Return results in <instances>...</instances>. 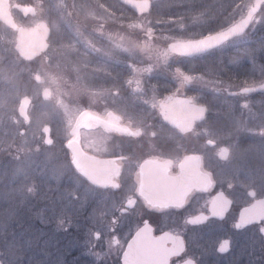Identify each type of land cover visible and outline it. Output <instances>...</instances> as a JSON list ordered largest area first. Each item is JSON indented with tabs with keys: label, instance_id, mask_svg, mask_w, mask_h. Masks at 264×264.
I'll return each mask as SVG.
<instances>
[{
	"label": "flooded vegetation",
	"instance_id": "1",
	"mask_svg": "<svg viewBox=\"0 0 264 264\" xmlns=\"http://www.w3.org/2000/svg\"><path fill=\"white\" fill-rule=\"evenodd\" d=\"M63 1L0 0L19 27L45 22L50 28L48 49L56 43L65 55L59 58L61 78L73 83L72 89L81 95H86L84 86L99 97L93 106L76 108L72 117L60 110L56 135L51 125L43 126L41 143L55 150V157L41 154L40 165L27 163L15 181L0 178V223L16 225L13 238L23 233L26 237L24 250L17 252L23 257L18 264H123L125 255L131 264H264L261 225L234 227L252 213L256 219L264 217V64L240 55L239 48L250 43L225 48L234 39L252 36V25L202 55L185 57L169 50L170 43L218 32L238 11V0H188L192 5L185 8L173 6L174 0H147L149 9L144 13L116 7L118 0H96L97 6L95 0H90L93 4L76 0L80 8L65 7ZM65 1L69 5L72 0ZM199 5L211 11L205 23H197L191 12ZM16 6L33 7L34 15H23ZM102 10L115 15L113 25L94 20L92 16ZM65 16L72 22L67 23ZM145 18L150 33L139 32ZM178 19L187 26L177 25ZM107 31L119 33V38L146 39L164 55L129 56L123 48L110 46ZM16 39L17 31L0 21V98L15 88ZM184 76L202 77L215 86L195 87ZM23 84L28 87L26 78ZM245 87L257 90L240 94ZM176 97L205 109L204 118L186 131L163 119L164 105ZM27 116L28 122L19 115L24 125L19 138L27 134L31 122ZM16 120L14 105L0 104L1 162L11 160L6 154L10 148L5 152L4 145L16 141L15 128L9 124ZM73 143L82 158L72 152ZM87 158L104 163L91 170ZM93 173L97 176L91 182L86 174ZM4 184L11 186L10 193ZM22 186L23 196L18 192ZM180 198L186 203L182 209L146 206ZM125 202H135L136 207L127 209L119 225L120 247L109 246L111 217ZM206 207L205 214L224 218L186 223ZM9 215L11 222L6 221ZM145 221L152 232H138ZM97 231L104 236L99 242L94 239ZM164 232L178 233L180 238L161 239ZM134 240L137 249L128 252ZM224 240L230 241V249L220 252ZM4 245L0 264H5Z\"/></svg>",
	"mask_w": 264,
	"mask_h": 264
},
{
	"label": "rangeland",
	"instance_id": "2",
	"mask_svg": "<svg viewBox=\"0 0 264 264\" xmlns=\"http://www.w3.org/2000/svg\"><path fill=\"white\" fill-rule=\"evenodd\" d=\"M188 0H174V6L176 7H189L191 6ZM64 6L65 7H76L80 8V4L76 0H72L70 4L68 5L66 1L64 0ZM89 2L93 4V1ZM98 1L95 0V3L97 6ZM252 0H247L243 6L238 9L235 15L230 16L227 22V26L233 24L238 21V19H241L246 12L248 11V8L251 6ZM82 7V6H81ZM91 7V6H90ZM97 8V7H96ZM193 9L196 8V10L191 11L194 15L193 17L196 18V22H203L205 23L206 20H208L211 16L209 15L211 11L204 10L205 6L199 5L198 7H191ZM204 8V9H201ZM261 14V15H260ZM209 15V17H207ZM260 16L254 21L252 26V34L257 29V21H263L264 20V5L262 8V11L259 13ZM94 20H96L97 23H109L113 25V22L115 20L113 19L115 15L109 14L108 11L102 10L101 12H96L95 16H92ZM152 15L148 18L151 19ZM66 22H72L70 20L69 16H65ZM191 19H193L191 17ZM145 18L144 21H141L140 24H143L141 26V30L139 32H145L150 33V29L147 26L149 21ZM166 23V22H165ZM170 22H168L169 24ZM177 25H185L187 26L188 23H185L183 19L176 20ZM138 24V25H140ZM219 30V29H218ZM222 30V29H220ZM217 31V30H216ZM119 33L117 32H109L107 31V42L110 44L111 47H115L117 49H124L125 52L129 56H155V55H164L163 53L158 49V47H155V45L151 42L146 41V39H141L139 41L130 38H119ZM119 38V39H118ZM251 36H245L238 39H234L228 44L225 45V48L235 47L239 45H244L246 43H250L249 40ZM252 39V38H251ZM119 40V42H118ZM250 49V47H247ZM49 51L43 55L42 58L34 60L33 62H22L17 56L13 59L12 66L15 69V88L13 93H7L0 98V104H12L14 105V113H16V122H10L15 130L16 135V141L15 144L11 143L9 140L4 145V151L8 148L10 150L8 151V156L11 160L1 162L0 161V178L1 181L7 182L8 180L15 181L19 177H22L23 173L26 170L27 163L31 162L36 164V167H38L42 160L41 154H48L49 156L52 155L55 157V153H53L55 150L46 149L43 145V134L41 133V129L44 125H51L52 126V135H56V128L59 124V118L58 115L62 110L65 117L69 118L72 117L74 114V111L76 108L78 110H81L85 107L93 106L95 103L98 102V96H95L91 93H88V87L82 86L83 91L86 90V95H81L80 92H76L72 89L74 87L72 84L69 83L67 80H64L61 78L62 74L59 73L61 69H63V66L60 64L61 60L59 58L64 57L65 55L60 54V49L57 47L56 43L50 49ZM160 51V53H159ZM240 52V55H246L243 53H247V50L245 47H241L238 50ZM169 55V53H168ZM171 55V54H170ZM251 56V55H250ZM254 60H257V56H251ZM256 64V62H255ZM68 65V64H67ZM66 69V68H65ZM23 75L28 76L29 84L31 85L30 89H27L26 86H20V83L18 82L20 80V77ZM40 77V82L35 81V76ZM190 84L194 85L195 87H206V88H212L215 85L210 80L204 79L202 77H193L191 76ZM213 83V84H212ZM259 83H256L254 86H256ZM253 86V85H252ZM67 88L69 91H65L63 88ZM70 88V89H69ZM256 88V87H254ZM47 90L49 91L48 98L46 100H43L42 94L43 91ZM28 96L32 98V103L29 106V116L31 118V122L27 128V134H25L24 138H19L20 129L24 128L23 122L20 120L19 115L17 113L18 107L20 105V102L22 101V98L24 96ZM63 105V107H58V105ZM2 130V129H1ZM37 139V141L35 140ZM8 143L11 145H8ZM0 144H2L0 139ZM1 146V145H0ZM3 150V149H2ZM0 150V151H2ZM49 158V157H48ZM13 181H11L13 183ZM7 184L3 185V188H6L4 190H7L6 193H10L11 189L8 190ZM11 188V186H10ZM25 186L21 187L19 189V194L24 195V189ZM6 201V199H5ZM9 218L6 219V221L11 222L12 218L10 215ZM6 226L4 229H1V227ZM0 223V250L1 245L3 242H5V245L2 246L3 249V263L5 264H18L20 262V259H23V257L18 256L17 252L24 250L26 244H25V234L23 233L20 237L14 236V229L15 226L14 223ZM11 226V227H10ZM11 232V233H10ZM25 232V230H24ZM10 234V235H9ZM11 237V240H8L7 237ZM26 238V237H25Z\"/></svg>",
	"mask_w": 264,
	"mask_h": 264
},
{
	"label": "water",
	"instance_id": "3",
	"mask_svg": "<svg viewBox=\"0 0 264 264\" xmlns=\"http://www.w3.org/2000/svg\"><path fill=\"white\" fill-rule=\"evenodd\" d=\"M118 1L122 5H125L131 8L133 11L137 13H144V12H147L149 9V1L147 0H143V1L142 0H118ZM263 4H264V0H253L252 5L250 6V8H248V11L244 15V17L242 19H239L238 22L236 21V23L233 25L243 26V22L247 21L248 26L246 30L242 33L244 34L247 31V29H249L253 21L255 20V17L259 13ZM16 7L18 10L22 12L23 15H26L27 13L34 15L33 7H25V6H16ZM5 10L6 9H4L3 5L0 4V21H3L8 26L14 28L15 31H17V39L15 40L16 41L15 50L17 54L19 55V57L23 59L24 61H32L35 58L39 57L44 52H46V49H48V46H49L48 39L50 36V28L48 27V25L45 22L40 21V23H38L37 25L31 28L19 27L12 21L10 14H7ZM228 28L224 30H227ZM224 30H221V31H224ZM242 34L235 35L234 37L241 36ZM207 37L197 39V40H192V41H186V42L184 41V42L170 43L169 50L173 53H176L180 56H185V57H192V56L205 54L208 51L214 50L216 48H212L210 50L203 51V52H192L191 49L197 44V42L205 40ZM232 38H230L229 40H231ZM174 45L177 46L175 49L173 48ZM35 81L39 83L40 77L36 76ZM43 98L44 99L48 98V91L44 90ZM29 103H30V99L25 96L24 98H22V101L20 102V107L18 110L19 115L22 118H24L26 122H28V116L26 112H27V107ZM164 109L166 113L164 114L162 112L163 119L171 123L172 126H175L182 131L188 130L195 121L202 120L204 118V113H205V109L203 107H200V105L199 106L195 105L193 103H190L189 100L181 99L179 97H176L173 100H170L169 104L164 105ZM44 131L45 132L48 131L47 126H45ZM70 148L76 156H79L80 158L84 156L81 153V151H79L80 149L79 147H77V143L71 144ZM86 161H87V166L91 170L96 169L98 166H101L104 163L94 158H87ZM94 173L92 175L86 174L87 178L89 179V181L91 180V182H93L94 180L93 176H97V175H94ZM136 249H137V241L136 240L131 241V244L128 248V252H133Z\"/></svg>",
	"mask_w": 264,
	"mask_h": 264
},
{
	"label": "snow or ice",
	"instance_id": "4",
	"mask_svg": "<svg viewBox=\"0 0 264 264\" xmlns=\"http://www.w3.org/2000/svg\"><path fill=\"white\" fill-rule=\"evenodd\" d=\"M248 26V22L244 21L243 26L241 25H233L227 30L217 32L216 34L209 35L205 40L197 42V44L191 49L192 52H203L210 50L212 48H217L220 45L224 44L226 41H228L230 38L234 37L235 35L242 34ZM177 46L174 45L173 48L175 49ZM183 79L185 81H189L192 78L190 76H184ZM257 90L254 87H245L240 90V94H250L252 91ZM186 205L185 200L183 198H180L175 201L171 202H164V203H154V202H148L147 207L149 209H154V210H159V209H164V208H175V209H182ZM131 207L132 209H135L136 204L135 202L131 203L129 205L127 202H125L123 209L116 208L114 209L115 215L111 217V226L109 227V236L107 237L108 245L109 246H115L117 248L120 247V239L121 237L118 235V229L119 225L123 222L126 214L128 213L127 209ZM207 211V207L200 212V214L195 215V216H190L187 220L186 223L188 224H201L206 222L210 218H218V219H223L224 216L216 213H210V214H205ZM256 213H252L249 219L245 220L244 218H241L238 220V222L234 225L235 228L239 229L241 227H245L249 224H255L259 223L261 225L260 231L261 233H264V217L260 219H256ZM152 232L153 229L149 225L148 222H144L142 227L138 228V232ZM104 238L103 233L97 231L96 234H94V239L96 241H101ZM180 235L178 233H173V232H164L162 234L161 239H167L170 241H175L179 240ZM230 249V241L229 240H224L221 242L218 251L220 252H226ZM170 258V257H169ZM123 264H131L129 261L127 255L123 256Z\"/></svg>",
	"mask_w": 264,
	"mask_h": 264
},
{
	"label": "trees",
	"instance_id": "5",
	"mask_svg": "<svg viewBox=\"0 0 264 264\" xmlns=\"http://www.w3.org/2000/svg\"><path fill=\"white\" fill-rule=\"evenodd\" d=\"M246 1L247 0H238V3H237L238 9H240V7L243 6ZM115 3H117L116 7H123V5H121L120 3H118V2H115ZM111 7H115V5H112ZM260 15L258 14V16H260ZM258 16H257V18H258ZM257 22H258L257 29L252 34V36H251L252 39L251 38L249 39L251 41L250 44L248 45V47H250V49H248L245 46L247 53H243V54L251 55V56H257V60H256L257 64L263 65L264 64V20L260 21V22L257 21ZM226 26H227V23H224L222 25V27H220V28L222 29ZM210 29H212V28H208L209 32L211 31ZM25 78L28 80V77L26 75L22 74V76L20 77V80L18 81L20 83V86H23V80Z\"/></svg>",
	"mask_w": 264,
	"mask_h": 264
}]
</instances>
